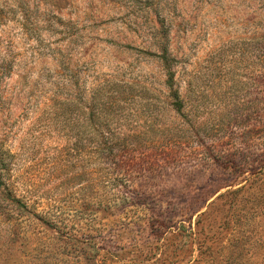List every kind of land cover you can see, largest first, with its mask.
<instances>
[{"label": "rangeland", "instance_id": "374dc122", "mask_svg": "<svg viewBox=\"0 0 264 264\" xmlns=\"http://www.w3.org/2000/svg\"><path fill=\"white\" fill-rule=\"evenodd\" d=\"M0 144V264H264V0H0Z\"/></svg>", "mask_w": 264, "mask_h": 264}, {"label": "trees", "instance_id": "16d2710c", "mask_svg": "<svg viewBox=\"0 0 264 264\" xmlns=\"http://www.w3.org/2000/svg\"><path fill=\"white\" fill-rule=\"evenodd\" d=\"M162 68L165 71L164 86L167 88L168 93L165 98L173 101L174 105H181L180 93L178 88H176L175 72L173 71L174 59L168 49V45L165 43L160 49V53L156 54ZM126 89L122 87H113L111 91L103 93V96H108V98L114 100H122L125 96ZM130 97H134L132 93H128ZM127 96V97H128ZM67 103H74L71 99H67ZM70 108V105H69ZM12 153L5 149L0 144V216L6 214V221L11 220V217H18L20 215V207L27 208L28 205L23 199L19 198L17 195V187L12 177ZM102 170V178L100 183L106 185L110 181H116V178H110L108 172ZM124 196V195H123ZM102 207V205H100ZM106 208H102L105 210ZM14 215V216H13ZM5 221V222H6Z\"/></svg>", "mask_w": 264, "mask_h": 264}]
</instances>
